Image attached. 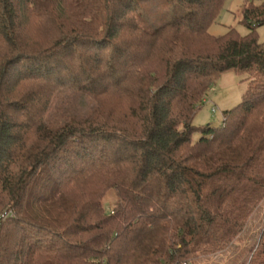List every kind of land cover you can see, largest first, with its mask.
Masks as SVG:
<instances>
[{"label":"trees","instance_id":"16d2710c","mask_svg":"<svg viewBox=\"0 0 264 264\" xmlns=\"http://www.w3.org/2000/svg\"><path fill=\"white\" fill-rule=\"evenodd\" d=\"M171 1L147 29L142 0H0V264H264V0L220 37L226 0ZM230 71L242 102L195 126ZM65 87L96 107L52 129Z\"/></svg>","mask_w":264,"mask_h":264},{"label":"rangeland","instance_id":"374dc122","mask_svg":"<svg viewBox=\"0 0 264 264\" xmlns=\"http://www.w3.org/2000/svg\"><path fill=\"white\" fill-rule=\"evenodd\" d=\"M246 1L226 0L217 22L210 28V33L220 37L227 33L229 27H232L241 36L247 35L249 31L241 23L242 8ZM253 1L258 4L262 0ZM184 13L186 11L171 0H142V12L139 21L143 27L155 29ZM258 35L260 43L264 44V26L258 29ZM243 80V76L233 71L223 74L211 87L208 97L194 119V125L219 127L223 121V112L237 107L242 102L243 95L248 89V82ZM95 107L94 101L88 96L80 91L65 87L55 95L46 114V121L50 128L58 129L73 119L85 120ZM213 109L216 110L215 113ZM114 200L115 194L114 191H111L105 201L106 209H110ZM243 240L238 245L242 246L249 242L247 238H243ZM237 254V251L230 250L227 253L201 258L195 264H238L234 263Z\"/></svg>","mask_w":264,"mask_h":264},{"label":"built area","instance_id":"2783aa9c","mask_svg":"<svg viewBox=\"0 0 264 264\" xmlns=\"http://www.w3.org/2000/svg\"><path fill=\"white\" fill-rule=\"evenodd\" d=\"M213 112L215 113V112H216V110H215V109H213Z\"/></svg>","mask_w":264,"mask_h":264}]
</instances>
